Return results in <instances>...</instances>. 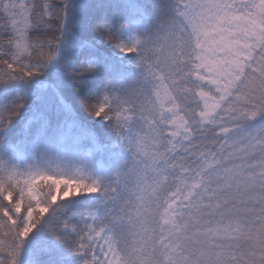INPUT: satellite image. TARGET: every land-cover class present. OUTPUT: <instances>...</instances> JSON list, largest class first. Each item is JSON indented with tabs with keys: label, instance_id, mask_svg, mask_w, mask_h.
Segmentation results:
<instances>
[{
	"label": "snow or ice",
	"instance_id": "obj_1",
	"mask_svg": "<svg viewBox=\"0 0 264 264\" xmlns=\"http://www.w3.org/2000/svg\"><path fill=\"white\" fill-rule=\"evenodd\" d=\"M0 264H264V0H0Z\"/></svg>",
	"mask_w": 264,
	"mask_h": 264
}]
</instances>
